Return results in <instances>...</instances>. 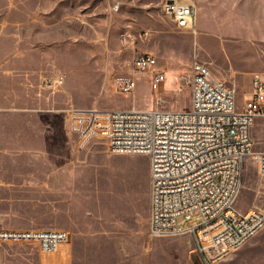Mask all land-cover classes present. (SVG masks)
<instances>
[{"label":"rangeland","instance_id":"rangeland-1","mask_svg":"<svg viewBox=\"0 0 264 264\" xmlns=\"http://www.w3.org/2000/svg\"><path fill=\"white\" fill-rule=\"evenodd\" d=\"M178 1L196 5L195 33L179 30L162 18L166 0H0V34L6 38L2 48L37 49L33 58L26 53L29 65L21 75H28L26 79L32 84H41L44 92H60V84H65L69 73L61 64L71 60L72 72L78 74L75 83L81 84L86 94L84 110L189 109L192 65L196 61L208 65L215 78L235 88L241 108L250 91L248 78L241 70L264 62V0ZM139 52L155 54L166 81L155 91L147 78L139 77L136 91L123 94L121 86L133 77L131 66ZM70 116L68 113V121ZM256 123L254 151L264 152V121ZM59 145L52 139L54 161L65 159ZM74 150L80 160L98 166L103 198H119L121 205L115 202L112 214L116 216L119 210L121 214L131 212L147 224L148 199H134L132 179L135 172L149 171V158L111 155L97 142L83 149L78 145ZM110 181H118L113 183V190L108 185ZM33 190L32 187L23 193L16 185L0 181V227L65 230V217L49 214L50 206L38 201L40 194ZM236 205L244 211H264V173L257 172L251 158ZM57 207L63 209L64 204ZM111 211L103 207L100 215H112ZM152 242V250L147 249L145 254L153 264H199L189 236L153 238ZM149 243L146 239L147 247ZM64 247L69 249V257L60 253L46 255L32 245H2L0 264H44L46 258L51 263L56 259L70 260V241ZM128 252L131 262L143 254L140 245ZM241 253L244 255L239 259ZM221 264H264V230Z\"/></svg>","mask_w":264,"mask_h":264},{"label":"built area","instance_id":"built-area-1","mask_svg":"<svg viewBox=\"0 0 264 264\" xmlns=\"http://www.w3.org/2000/svg\"><path fill=\"white\" fill-rule=\"evenodd\" d=\"M161 16L179 30L194 31L192 3L166 0ZM131 71L123 94L136 91L139 77L155 91L166 81L150 52L137 53ZM190 86L189 109L74 110L68 128L82 149L97 142L111 155L147 156L152 238L189 236L199 264H221L264 230V211L236 205L248 160L264 173V152L254 151L253 139L256 122L264 121V73L252 75L241 108L235 88L217 80L205 63H193ZM69 241L65 230L0 227V247L32 245L55 255L64 253Z\"/></svg>","mask_w":264,"mask_h":264},{"label":"crops","instance_id":"crops-1","mask_svg":"<svg viewBox=\"0 0 264 264\" xmlns=\"http://www.w3.org/2000/svg\"><path fill=\"white\" fill-rule=\"evenodd\" d=\"M190 3L196 9V25L197 7ZM5 39L0 34V181L16 185L23 193L33 187L40 194L38 201L50 206L49 214L65 217V230L70 234V260L56 259L51 263L46 258L44 264H153L145 254L153 247L150 215L147 224L131 212L121 214L119 210L114 216L115 202L121 205L119 198L115 201L103 198L98 166L80 160L75 153L79 137L69 132L67 114L85 109L86 94L81 84L75 83L78 74L72 72V61L61 64L69 73L65 84H60V92L53 88L44 92L41 84H32L26 79L28 75H21L29 65L26 53L33 58L37 49L7 50L2 48ZM260 70H264V62L259 67L245 66L241 73L251 85L254 73H264ZM52 139L60 144L64 160H52ZM132 182L134 199H148L150 213L149 171L135 172ZM113 183L118 181L108 183L111 190ZM57 204H64V208H58ZM106 206L112 209V215H100V209ZM146 239L150 242L148 247ZM139 245L143 254L131 262L128 250ZM63 250L69 253L68 248ZM64 253L60 254L66 256Z\"/></svg>","mask_w":264,"mask_h":264},{"label":"bare ground","instance_id":"bare-ground-1","mask_svg":"<svg viewBox=\"0 0 264 264\" xmlns=\"http://www.w3.org/2000/svg\"><path fill=\"white\" fill-rule=\"evenodd\" d=\"M178 1V0H177ZM184 1V0H183ZM179 2H181V1H179ZM182 3H184V2H182ZM189 4V3H188ZM195 33V32H194ZM237 93V92H236ZM240 195V194H239ZM237 202V201H236Z\"/></svg>","mask_w":264,"mask_h":264}]
</instances>
